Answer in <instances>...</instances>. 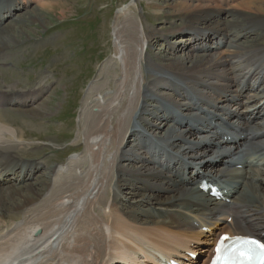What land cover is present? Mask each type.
I'll use <instances>...</instances> for the list:
<instances>
[{
    "label": "bare ground",
    "instance_id": "obj_1",
    "mask_svg": "<svg viewBox=\"0 0 264 264\" xmlns=\"http://www.w3.org/2000/svg\"><path fill=\"white\" fill-rule=\"evenodd\" d=\"M33 1L0 0V47L17 40L5 22ZM185 1L178 6L187 9L184 24L170 34L189 33L193 45L186 48L202 52L183 51L181 37L170 46L183 51L180 55L152 63L142 60L144 30L125 38L119 31L122 75L113 92L95 103L100 109L85 132L88 165L82 168L83 162L71 158L72 179L55 167L42 182L43 191L37 190L32 182L39 164L15 160L16 130L0 122V264H157L158 253L180 258L186 251L198 253L187 264H205L220 233L264 239V106L240 110L248 104L242 93L255 89L258 94L251 97H256L264 89V44L240 45L226 30L234 21L230 26L237 36L253 32L263 40L264 22L239 13L223 27L220 18L234 1L250 12L260 8V0ZM156 2L158 17L176 5ZM199 38L212 43L194 45ZM137 59L148 63V73ZM42 92V87H5L0 105L30 104ZM128 134H134L133 142ZM203 177L221 189L230 187V201L201 191L197 184ZM8 214L21 218L1 227Z\"/></svg>",
    "mask_w": 264,
    "mask_h": 264
},
{
    "label": "rangeland",
    "instance_id": "obj_2",
    "mask_svg": "<svg viewBox=\"0 0 264 264\" xmlns=\"http://www.w3.org/2000/svg\"><path fill=\"white\" fill-rule=\"evenodd\" d=\"M173 2L176 5L172 13L158 17V9L153 7L157 4L156 0H34L5 22L10 26L11 33L16 34L17 40L13 39L9 46L0 47V56H7L0 59V90H5V87L23 90L42 87L45 91L32 104L0 106V122L13 126L17 133L19 142H16L15 160L40 164L42 171H38L32 182L37 190L43 191L42 182L49 179V171L53 167H68L72 164L71 158L80 156L75 160L83 162L82 168L88 165L85 132L91 130L92 115L100 109L95 103L101 96L111 93L123 70L116 45L119 31L122 38L128 33L137 37L136 30L145 31L144 37L150 44L149 62L163 63L168 57L178 56L183 51L191 55L202 52L186 48L190 44L188 35L179 32L170 34L184 24L187 9L178 6L180 2L188 1ZM234 2L220 14L223 27L229 19L235 20L239 13H247L246 16L252 18L250 20L264 22V0L257 3L258 10L250 8V12ZM230 25L226 26V30H229V38H234L236 43L243 46L264 44V39L260 40L254 33L237 36ZM181 37L183 41L179 44L186 49L171 50L170 46L177 44ZM194 41L201 47L212 43L202 38ZM146 66L143 61L141 69L147 73ZM187 139L193 142L190 134ZM75 153L76 156L69 157ZM199 164L201 167V162L195 165ZM64 172L67 174L62 176L69 177L72 171L63 169L58 174ZM11 215L5 217L1 227L5 224L11 226L13 220L21 218L19 214L15 218Z\"/></svg>",
    "mask_w": 264,
    "mask_h": 264
},
{
    "label": "snow or ice",
    "instance_id": "obj_3",
    "mask_svg": "<svg viewBox=\"0 0 264 264\" xmlns=\"http://www.w3.org/2000/svg\"><path fill=\"white\" fill-rule=\"evenodd\" d=\"M225 239H228V237L227 236H222L221 237V240H225ZM249 242L252 243V244H256L257 247H259L261 249V259L264 260V244L258 243L257 241H254V240L249 241ZM220 250H221L220 241H218L217 242L216 252L219 253ZM241 255L243 256V255H246V254L245 253H241ZM217 261H219V257H217Z\"/></svg>",
    "mask_w": 264,
    "mask_h": 264
}]
</instances>
